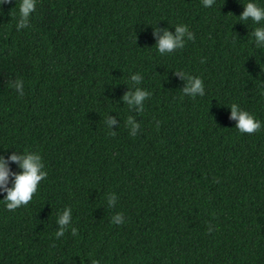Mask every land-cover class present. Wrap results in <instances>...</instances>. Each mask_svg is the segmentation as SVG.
Segmentation results:
<instances>
[{
	"label": "trees",
	"instance_id": "16d2710c",
	"mask_svg": "<svg viewBox=\"0 0 264 264\" xmlns=\"http://www.w3.org/2000/svg\"><path fill=\"white\" fill-rule=\"evenodd\" d=\"M20 2L0 0V156L19 173L11 155L38 153L47 177L14 211L0 189V264H264V23L239 18L264 0H36L17 30ZM177 25L195 39L159 54L156 28ZM234 103L260 131L235 128Z\"/></svg>",
	"mask_w": 264,
	"mask_h": 264
},
{
	"label": "clouds",
	"instance_id": "9594fccd",
	"mask_svg": "<svg viewBox=\"0 0 264 264\" xmlns=\"http://www.w3.org/2000/svg\"><path fill=\"white\" fill-rule=\"evenodd\" d=\"M3 3H12V0H3ZM36 0H21L19 4V16L17 20V30L28 27L30 15L35 10ZM205 7H211L214 5L215 0H202ZM245 10L239 17L242 22H246L251 19L254 23L261 24L264 23V8L259 7L254 2H249L244 5ZM175 35H173L167 29L156 28L155 34L159 37L157 44V49L159 54H171L177 49H182L185 46L186 39L194 40V34L189 31L186 25H177ZM163 31V36H160V32ZM253 35L256 39L257 47H264V27H257ZM203 62V61H202ZM183 79L187 81V86L183 89V95L191 96L193 98L197 96L205 95V88L202 79L199 77H192L183 72H177ZM131 80L139 85L142 81L140 74H134L131 76ZM19 95L23 97V81L17 80L13 85ZM151 96V93L142 90L137 87L135 93H126L123 97L124 101L129 106H139V111L144 110V101ZM231 108V118L237 120L238 123L235 128L239 130L240 133L254 134L261 129V122L256 120L255 117L247 111L240 109L239 105L232 104ZM106 124L110 128L112 124H115V119H106ZM127 124L131 126V135L135 136L137 134V129L140 125L136 124L131 116L127 119ZM112 135H115L112 132ZM12 162L19 164L21 172L12 173L8 167L7 161L3 156H0V189H3L7 193L5 197L6 207L8 210L14 211L21 206H26L32 201L34 194L38 191V186L40 182L47 177V172L43 171L44 164L42 158L38 153H23V155L13 154L10 157ZM10 176L14 177L13 187L9 188L8 183ZM117 197L115 194H110L109 206L111 207L116 203ZM71 209L67 208L63 211V214L59 216L58 223L60 225L59 231L55 233L56 238L64 236L65 231L71 224ZM112 223L122 224L124 223L123 214H116ZM211 231V229H209ZM78 230L72 228V234L77 235ZM93 264H98L94 261Z\"/></svg>",
	"mask_w": 264,
	"mask_h": 264
}]
</instances>
